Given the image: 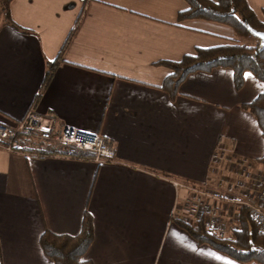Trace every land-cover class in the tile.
I'll return each mask as SVG.
<instances>
[{"label":"crops","instance_id":"crops-1","mask_svg":"<svg viewBox=\"0 0 264 264\" xmlns=\"http://www.w3.org/2000/svg\"><path fill=\"white\" fill-rule=\"evenodd\" d=\"M246 2L263 22L264 0ZM187 8L185 0H11L14 28L0 5V124L32 109L102 136L114 151L97 163L0 148V264H54L42 233L78 234L85 211L92 264H247L176 223L202 219L229 238L241 200L264 175V136L242 107L264 93L262 81L246 71L237 90L232 70L215 67L188 73L174 97L161 88L171 70L158 62L247 42L227 24L179 19Z\"/></svg>","mask_w":264,"mask_h":264},{"label":"trees","instance_id":"trees-1","mask_svg":"<svg viewBox=\"0 0 264 264\" xmlns=\"http://www.w3.org/2000/svg\"><path fill=\"white\" fill-rule=\"evenodd\" d=\"M11 0H0L6 22L14 27L9 14ZM188 8L179 13V19L201 18L231 26L237 37L244 40H256L255 43L231 42L221 46L197 49L193 55H185L181 60L160 61L171 73L164 79L161 88L171 97L178 93V86L185 76L193 71H208L215 67H228L232 70L235 89L244 83V73L251 72L264 84V45L253 34V31L264 32V21L258 20L246 0H185ZM19 30L24 31L19 28ZM55 62L48 63L43 85L49 81ZM257 120L264 136V93L258 94L251 102L243 104ZM52 152V151H49ZM66 151H59V153ZM74 157L89 158L85 152L74 151ZM258 162L264 166L263 154ZM176 223L185 229L198 243L207 244L232 259L247 264H264V235L258 231L250 219L248 209L242 206L239 214V228L233 231L230 238H221L206 229L200 219L195 225L176 219ZM93 240V226L90 214L85 211L81 230L76 235L55 234L45 230L40 237L43 253L52 259L54 264H92L85 258Z\"/></svg>","mask_w":264,"mask_h":264},{"label":"built area","instance_id":"built-area-1","mask_svg":"<svg viewBox=\"0 0 264 264\" xmlns=\"http://www.w3.org/2000/svg\"><path fill=\"white\" fill-rule=\"evenodd\" d=\"M0 148L28 158L46 156H72V152L89 153L97 163L109 162L114 151L100 135L85 133L69 126L59 127L52 114H40L32 109L12 124H0ZM66 153H59V151ZM52 151V152H49ZM248 208L250 219L264 235V182Z\"/></svg>","mask_w":264,"mask_h":264},{"label":"rangeland","instance_id":"rangeland-1","mask_svg":"<svg viewBox=\"0 0 264 264\" xmlns=\"http://www.w3.org/2000/svg\"><path fill=\"white\" fill-rule=\"evenodd\" d=\"M247 42L246 43H250L249 41H252L251 43H255L256 42V40H254V39H252V40H246ZM264 182V175H263V179H262V181H261V184H260V186L258 187V189L255 191V193H253L252 195H251V197L250 198H247V199H243V200H241V201H244V202H241L242 203V205L243 206H246L245 204L246 203H250L251 201H253V199H255L256 198V196H257V193H258V191H259V189H260V187H261V185H262V183ZM239 205V204H238ZM247 207V206H246ZM248 209V208H247ZM240 210H241V208H240ZM240 214V213H239ZM249 214V213H248ZM229 222V224L230 225H234L233 224V220L231 219L230 221H228ZM235 223V222H234ZM235 226V225H234ZM237 227L239 228V224L237 223ZM231 236L233 235V232L230 234ZM230 236V237H231ZM229 237V238H230Z\"/></svg>","mask_w":264,"mask_h":264},{"label":"water","instance_id":"water-1","mask_svg":"<svg viewBox=\"0 0 264 264\" xmlns=\"http://www.w3.org/2000/svg\"><path fill=\"white\" fill-rule=\"evenodd\" d=\"M253 34L262 42L264 45V32L263 31H253Z\"/></svg>","mask_w":264,"mask_h":264},{"label":"snow or ice","instance_id":"snow-or-ice-1","mask_svg":"<svg viewBox=\"0 0 264 264\" xmlns=\"http://www.w3.org/2000/svg\"><path fill=\"white\" fill-rule=\"evenodd\" d=\"M245 78H248V77H247V75H246V77H245Z\"/></svg>","mask_w":264,"mask_h":264}]
</instances>
